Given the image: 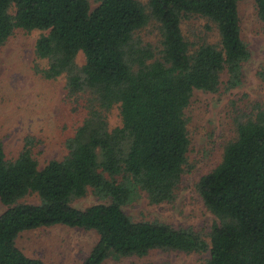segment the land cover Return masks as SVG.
Listing matches in <instances>:
<instances>
[{
	"label": "trees",
	"instance_id": "obj_1",
	"mask_svg": "<svg viewBox=\"0 0 264 264\" xmlns=\"http://www.w3.org/2000/svg\"><path fill=\"white\" fill-rule=\"evenodd\" d=\"M244 0H0V48L16 30L40 31L35 45L48 63L44 77L66 79L68 97L88 110L66 146L68 155L44 168L31 140L10 161L0 142V264H47L25 254L27 232L63 225L93 231L98 242L84 264L153 251L208 254L203 264H264V108L237 122V137L222 162L201 177L196 192L214 216L210 232L160 221H135L124 207L139 190L151 204L172 203L190 172L186 111L195 91L218 92L243 81L251 54L242 40ZM264 29V0H255ZM203 18L219 44L187 38L184 21ZM152 23L158 47L137 35ZM85 64L78 66L79 55ZM264 79V71L260 73ZM119 106L122 126L106 113ZM92 191L106 203L73 206ZM35 196L38 203L23 202Z\"/></svg>",
	"mask_w": 264,
	"mask_h": 264
},
{
	"label": "rangeland",
	"instance_id": "obj_2",
	"mask_svg": "<svg viewBox=\"0 0 264 264\" xmlns=\"http://www.w3.org/2000/svg\"><path fill=\"white\" fill-rule=\"evenodd\" d=\"M147 4L148 0H139ZM95 9L98 0H90ZM241 36L250 50L243 64L242 84L227 90L228 74L222 75L218 92L195 91L186 111L191 138L190 172L183 177L176 199L172 203L153 205L139 190L137 198L124 207L135 221H160L176 228H192L207 235L214 216L205 208L196 192L201 177L222 162L227 145L237 137V122L254 116L257 105L264 108V29L255 0L239 3ZM187 38L197 44H219L216 27L203 18H191L183 23ZM40 31L16 30L0 48V142L7 159L15 160L27 140H31L34 159L44 168L49 162L68 155L67 141L74 136L87 116L85 97L75 102L68 97L65 77L49 80L44 77L48 63L39 60L35 45ZM145 43L158 47L159 31L152 23L141 31ZM78 66L85 64L81 54ZM110 129L122 126L119 106L106 113ZM23 202L38 203L30 196ZM106 203L92 191L73 202L78 209ZM7 207L0 200V215ZM98 242L93 231L63 225L41 228L24 233L18 239L19 248L28 256L47 264H84ZM208 254L177 251H153L144 257H110L104 264H203Z\"/></svg>",
	"mask_w": 264,
	"mask_h": 264
}]
</instances>
